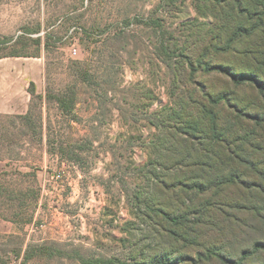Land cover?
<instances>
[{
	"label": "rangeland",
	"instance_id": "374dc122",
	"mask_svg": "<svg viewBox=\"0 0 264 264\" xmlns=\"http://www.w3.org/2000/svg\"><path fill=\"white\" fill-rule=\"evenodd\" d=\"M246 2L256 11L253 0ZM258 18L231 21L233 30L262 26L231 42L239 53L206 60L252 73L263 90L237 86L221 72L195 75L208 93L226 95L229 103L209 108L217 113L225 147L248 157L253 168L235 188V203L218 205L217 219L204 218L191 232L178 228L175 239L163 236L155 224L161 218L143 216L144 204L160 200L147 180L163 133L157 117L175 107L173 77L158 56L160 33L143 23L159 19L168 33L178 36L185 27L194 36L220 21L200 14L192 0H0V42L12 41L0 53V74L37 80L43 98L31 99L28 122L15 118L25 114H0L2 181L26 195L21 209L19 201L0 203V264H155L157 258L224 264L199 254L212 249L240 259L264 245V17L263 25ZM100 29L107 32L98 35ZM84 30L92 38L87 47L80 44ZM13 52L29 57L4 58ZM82 70L91 73L89 81ZM68 90L75 92L76 106L66 116L46 96ZM245 167L237 165V171ZM243 264H264V249Z\"/></svg>",
	"mask_w": 264,
	"mask_h": 264
},
{
	"label": "trees",
	"instance_id": "16d2710c",
	"mask_svg": "<svg viewBox=\"0 0 264 264\" xmlns=\"http://www.w3.org/2000/svg\"><path fill=\"white\" fill-rule=\"evenodd\" d=\"M192 1L200 14L207 16L209 13L220 23L209 30L201 29V32L199 30L200 34L194 35L195 37L191 36L185 27L181 32L178 31V36L175 32L168 33L159 19H148V22L143 23L144 26L153 28L160 33V55L158 56L166 63L173 77L171 98L172 104L175 106L166 109L170 112L169 115L163 111L157 117L158 126L163 133L157 137L158 141H156L153 150L154 160L149 164L151 169L147 173V180L157 188L156 194L160 200L156 201V205L151 202L144 204L146 208L143 209V216L150 220L161 218L163 221L156 220L155 224L162 229L163 236L175 239L181 234L177 231L178 228L191 232L193 231L192 226L205 224L204 218L207 221L217 219L218 205H230L231 202H236L234 199L237 195L235 188L240 181H245V177L250 174L248 170L253 168L252 160L248 157H235L230 146L225 147L227 140H224L219 133L217 113L209 108V105L219 107L224 103H229L226 95L224 93L217 95L208 93L204 84L199 83L195 75L221 72L226 74L237 86L251 83L263 90L259 80L252 73L230 72L217 63H209L206 59L228 51L233 54L239 53L237 49L231 47V42L241 40L244 36H251L255 32L260 33L262 26L259 23L250 28L238 25L235 30L230 26L231 21L241 18L255 20L259 16L257 22L260 21L259 19L264 17V0H253L252 4L256 11H252L246 5L248 3H244V0ZM225 21L228 22V26L222 24ZM137 22L140 21L137 20ZM260 22L263 25V21ZM229 27L232 31L228 30ZM106 32L107 29H100L98 35H103ZM89 33L86 31L85 38L80 39V44L85 47L89 46L92 39ZM11 42L9 39L1 41L0 53L3 45ZM7 57L29 56L13 52L10 55H5L4 58ZM81 75L86 82L92 78L91 73L87 70H82ZM30 93L33 99L43 100L40 95H36L33 89L30 90ZM200 98L206 99L207 102ZM46 100L55 102L59 110L66 116L72 114L76 106V94L72 90L59 95L48 94ZM194 111L197 113L196 115H193ZM201 115L208 125L203 124ZM15 118L22 122H28L31 119V114L28 112L25 115L15 116ZM207 129L211 134L209 136L204 133V130ZM61 150L63 151V149ZM224 152L226 153L225 157ZM240 164L246 166L243 173L237 171V165ZM2 178L3 175L0 174V203L4 201L9 204L8 202L19 201L18 207L23 208L26 203L25 193L11 190L2 181ZM244 188H246L245 191H250L251 185L248 183ZM246 200L248 201L247 196ZM19 215V213H14L16 217ZM3 216L0 208V217ZM209 225L211 223L207 222L206 226ZM153 231L156 235L160 234L158 231ZM197 235L195 236L196 241ZM262 249H264V245L259 244L252 251H245L240 259L215 253L212 249H208L206 255L199 254V257L208 261L217 258L224 264H243L248 257ZM156 262L155 264H176V261L172 262L164 258H157Z\"/></svg>",
	"mask_w": 264,
	"mask_h": 264
},
{
	"label": "crops",
	"instance_id": "0c3cea01",
	"mask_svg": "<svg viewBox=\"0 0 264 264\" xmlns=\"http://www.w3.org/2000/svg\"><path fill=\"white\" fill-rule=\"evenodd\" d=\"M24 78L25 74H0V114H26L32 99L30 87H33L36 95H41L37 80L25 81Z\"/></svg>",
	"mask_w": 264,
	"mask_h": 264
},
{
	"label": "built area",
	"instance_id": "2783aa9c",
	"mask_svg": "<svg viewBox=\"0 0 264 264\" xmlns=\"http://www.w3.org/2000/svg\"><path fill=\"white\" fill-rule=\"evenodd\" d=\"M73 54H74V55L77 54V49H74Z\"/></svg>",
	"mask_w": 264,
	"mask_h": 264
}]
</instances>
